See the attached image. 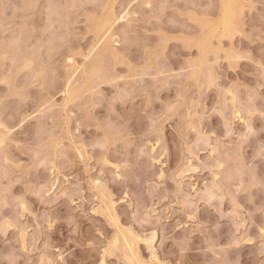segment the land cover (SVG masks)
I'll return each mask as SVG.
<instances>
[{
    "label": "rangeland",
    "instance_id": "1",
    "mask_svg": "<svg viewBox=\"0 0 264 264\" xmlns=\"http://www.w3.org/2000/svg\"><path fill=\"white\" fill-rule=\"evenodd\" d=\"M222 1L0 0V264H264V0Z\"/></svg>",
    "mask_w": 264,
    "mask_h": 264
},
{
    "label": "bare ground",
    "instance_id": "2",
    "mask_svg": "<svg viewBox=\"0 0 264 264\" xmlns=\"http://www.w3.org/2000/svg\"><path fill=\"white\" fill-rule=\"evenodd\" d=\"M237 2L240 4V1L238 0H223L222 1V7H221V9L223 10V16L220 18V20H221V22H222V24L220 23L219 24V27L222 25L223 27H224V29L223 30H225V33H227V32H230V31H232L231 29L232 28H234L235 26H236V24L238 23V22H236L238 19H237V17H236V15H238L237 13L239 12V16H240V12H241V10H242V3L239 5V10H237ZM240 7H241V9H240ZM246 9V8H245ZM221 10V11H222ZM201 15V14H200ZM114 17H115V15H114ZM114 17H113V15L112 16H110V17H108L107 18V20L104 22L106 25H108V27H112V25L114 24V23H116L115 21H117V19L115 20L114 19ZM123 18V17H122ZM237 19V20H236ZM198 21V20H197ZM103 22H101L100 23V25H102V23ZM220 22V21H219ZM203 24V23H202ZM106 25L104 26V28H106ZM109 25H111V26H109ZM235 25V26H234ZM217 26V25H216ZM101 27H103V26H101ZM100 27V28H101ZM103 28V29H104ZM236 28V27H235ZM212 29V28H211ZM210 29V30H211ZM218 30V29H217ZM217 30H215V31H217ZM235 30V29H234ZM211 31H213V30H211ZM214 32V31H213ZM233 32V31H232ZM221 35V34H220ZM223 35V34H222ZM228 38V37H227ZM199 42V41H198ZM197 42V43H198ZM206 42V41H205ZM208 42V41H207ZM209 43V42H208ZM200 44V43H199ZM203 45H205L204 44V41L202 40V46L201 47H203ZM206 48V47H205ZM204 53V52H203ZM3 138V137H2ZM123 236V235H122ZM126 239L124 240L125 241V243H126V245L128 244V245H131L130 244V242L131 241H128L127 240V237L126 236H124ZM116 238V237H115ZM128 242V243H127ZM116 243H118V238L115 240V245H116ZM132 248V247H131ZM130 248V249H131ZM134 249V248H133ZM131 261V260H130Z\"/></svg>",
    "mask_w": 264,
    "mask_h": 264
},
{
    "label": "snow or ice",
    "instance_id": "3",
    "mask_svg": "<svg viewBox=\"0 0 264 264\" xmlns=\"http://www.w3.org/2000/svg\"><path fill=\"white\" fill-rule=\"evenodd\" d=\"M262 231H264V229H262Z\"/></svg>",
    "mask_w": 264,
    "mask_h": 264
}]
</instances>
